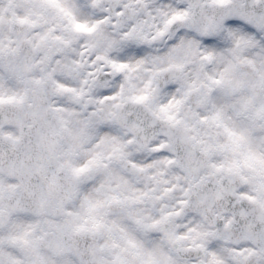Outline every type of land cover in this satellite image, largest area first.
<instances>
[{"label": "clouds", "instance_id": "clouds-1", "mask_svg": "<svg viewBox=\"0 0 264 264\" xmlns=\"http://www.w3.org/2000/svg\"><path fill=\"white\" fill-rule=\"evenodd\" d=\"M0 264H264V0H0Z\"/></svg>", "mask_w": 264, "mask_h": 264}]
</instances>
